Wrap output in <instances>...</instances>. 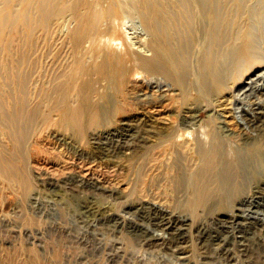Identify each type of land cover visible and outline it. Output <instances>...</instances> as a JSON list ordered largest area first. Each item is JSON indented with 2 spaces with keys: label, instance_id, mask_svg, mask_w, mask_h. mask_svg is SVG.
I'll use <instances>...</instances> for the list:
<instances>
[{
  "label": "bare ground",
  "instance_id": "obj_1",
  "mask_svg": "<svg viewBox=\"0 0 264 264\" xmlns=\"http://www.w3.org/2000/svg\"><path fill=\"white\" fill-rule=\"evenodd\" d=\"M68 1H72L71 15L76 18L74 28L65 34L64 30L58 37L66 49L62 51L60 46L49 42L38 46L31 39L37 31L31 30L45 28L49 23L56 24L59 30L67 21L62 18V13ZM14 3L13 0H0V195L14 192L23 197L37 188L26 166L24 147L32 125L39 117L40 100L50 89L43 87V79L33 83L36 62L44 63L41 77L48 76V81L54 85L66 76L73 62L85 64L92 59L89 70L101 82L137 74L147 85L155 89L162 87L157 95L159 98L171 94L173 89L193 98L179 115L175 114L179 116L178 122H171L162 130L157 128L150 150H143L140 141L133 142L136 134L125 125L110 131L116 134L115 137L95 139L94 154L98 157L120 164L131 156L139 159L136 162L141 180L139 190L153 187L151 196L144 194L126 205L148 218L155 227L168 230L169 239L175 242L184 241L190 229L195 227L201 243H211L221 252L231 251L238 245V252L242 251L243 255H249L254 248L263 254L264 226L247 220L237 209L241 203L257 207L263 204L259 197L264 192V107H251V113L245 111L244 122L250 128L247 130L233 120L227 105L229 96L224 94L252 62H256L257 50L246 38V33H241V25L219 27L218 1L37 0L19 15L15 14ZM130 12L138 13L145 23L149 36L141 39L138 34L136 48L140 46L147 53L128 47L126 42L130 39L125 42L103 28L109 23L119 30L123 17ZM18 19L24 21L26 29L17 28L20 34L10 35L11 26ZM233 19L232 16L230 20ZM204 33L207 40L200 49ZM229 41L233 47L221 62L219 51ZM54 47L56 51L51 55ZM102 101L105 103L104 99ZM105 107L101 104L100 111L103 112ZM203 109L213 111L206 120L198 117V112ZM127 136L133 139L125 138ZM58 137L66 139L69 136ZM82 176H75L74 183L65 182L67 187L79 193V185L85 181ZM107 191L115 195L111 189ZM98 192H91L88 197H94ZM88 197L79 208L96 217L97 211ZM168 200L175 205H169ZM38 218L28 213L24 216L29 223H37ZM138 235L149 244L160 239L145 233ZM180 252L184 255L186 251ZM53 254L57 256L56 252ZM190 256L176 255L180 259L177 263L191 264Z\"/></svg>",
  "mask_w": 264,
  "mask_h": 264
},
{
  "label": "rangeland",
  "instance_id": "obj_2",
  "mask_svg": "<svg viewBox=\"0 0 264 264\" xmlns=\"http://www.w3.org/2000/svg\"><path fill=\"white\" fill-rule=\"evenodd\" d=\"M217 1L221 16L219 27L241 25V33H246V38L257 50L256 62H252L239 80L224 93L226 97L229 96L227 105L232 111L233 120L249 130L243 118L245 111L251 113L253 107L259 105L264 107V0ZM13 3L15 14L19 15L33 3L36 4L37 0H13ZM71 5L72 1H68L64 6L62 18L67 20L65 25L59 30L57 25L52 23L45 28L30 29L31 32L37 31L35 36H32V41L38 43V46L43 42H49L60 46L59 48L64 51L66 46L62 45L58 37L64 30V34L67 31L69 33L75 26L76 17L71 15ZM125 16L122 20L123 25L119 24V30L109 23L103 28L107 33H113V36H120L125 42L130 39L131 43L126 42L128 47L139 51L140 46L136 48L138 38L145 39L149 36L145 23L138 13L130 12ZM232 16L233 21L230 20ZM23 22L18 19L11 26L10 35L16 33L15 36H18L20 32L16 31L17 28L26 29ZM143 34L144 36L146 34V37H142ZM206 40L207 36L201 40L200 49L204 48ZM232 47V41L222 46L218 54L221 62ZM54 51L55 47L51 55ZM92 61L89 59L85 64L81 61L73 62L66 76L60 80L61 82L56 81L54 85L48 81V76L41 77L43 62L37 61L34 66L33 83L43 79L41 81L43 87H46V90L50 89L40 100L39 117L34 122L35 125H32L26 148L24 147L26 166L37 188L30 190L23 197L14 192L0 195V264H178L180 259L176 255L185 254L191 255V264H264V253L262 254L258 248H254L249 255H243L242 251L239 253L238 245L236 249L221 252L211 243L206 245L201 243L195 227L190 229L184 241L170 240L168 230L155 227L148 218L142 217L130 208L131 206L126 205L144 194L151 196L153 187L140 192L141 180L136 163L139 159L131 156L120 164L98 157L94 154V146L97 144L95 141H100L104 137H115L116 134L111 133L112 129L125 125L124 127L131 128V132L136 134L134 139L129 136L125 138L133 139V142L140 141L143 143V150H150L152 140L157 134L156 130L164 129L171 122H178L179 116L175 114L179 115L193 98H187L177 89L159 98L157 95L162 87L155 89L154 86L147 85L137 74L101 82L89 70ZM65 103L68 105L67 108ZM101 104L106 106L103 112L99 109ZM212 112L210 109H203L198 112V117L200 120H206L209 118L208 114ZM64 134L69 137L66 139L58 137ZM79 174L83 175L85 181L79 185L81 191L76 193L67 187L65 182L70 180V183H74L75 176ZM48 182H51V185ZM108 188L118 197L115 198L112 192L107 191ZM91 192L98 194L89 198L88 194ZM87 197L92 199L91 205L97 211L96 217L79 208V204ZM259 200L263 204H259L258 207L241 203L238 204L240 209L237 211L244 215L243 217L246 216L247 220L264 226V192ZM168 204L175 205L172 200H168ZM27 213L33 217L37 215L38 222H26L24 216ZM139 233L160 239L149 244L141 240ZM180 251L186 252L183 255ZM54 252L57 253L55 257Z\"/></svg>",
  "mask_w": 264,
  "mask_h": 264
}]
</instances>
